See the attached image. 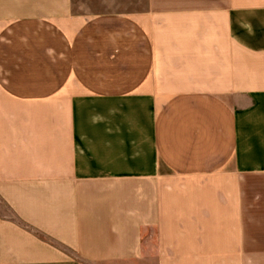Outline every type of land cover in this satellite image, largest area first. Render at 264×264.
Returning a JSON list of instances; mask_svg holds the SVG:
<instances>
[{
  "label": "crops",
  "instance_id": "1",
  "mask_svg": "<svg viewBox=\"0 0 264 264\" xmlns=\"http://www.w3.org/2000/svg\"><path fill=\"white\" fill-rule=\"evenodd\" d=\"M0 198V264H264V0H0Z\"/></svg>",
  "mask_w": 264,
  "mask_h": 264
},
{
  "label": "rangeland",
  "instance_id": "2",
  "mask_svg": "<svg viewBox=\"0 0 264 264\" xmlns=\"http://www.w3.org/2000/svg\"><path fill=\"white\" fill-rule=\"evenodd\" d=\"M89 110H90V105L87 104V106H86L85 110H83L82 114L83 113L88 114ZM10 222L12 224H14V226H15V230L13 232L11 231V233H10L11 236L19 237L23 233L26 235L28 234L30 236L39 234L37 231H34L28 225H27L28 227H26V224H23L24 222L20 221V219L15 214L13 208L10 207L9 203H7L4 199L0 198V228H2L3 223L5 224V223H10ZM1 233H2V231H1ZM39 236H41V235L39 234ZM16 247H18V246H16ZM0 252L1 253L8 252L7 247H5V248L2 247L0 249Z\"/></svg>",
  "mask_w": 264,
  "mask_h": 264
}]
</instances>
